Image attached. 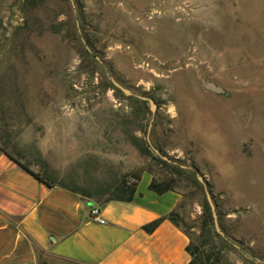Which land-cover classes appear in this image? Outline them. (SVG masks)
Here are the masks:
<instances>
[{
	"label": "rangeland",
	"instance_id": "1",
	"mask_svg": "<svg viewBox=\"0 0 264 264\" xmlns=\"http://www.w3.org/2000/svg\"><path fill=\"white\" fill-rule=\"evenodd\" d=\"M148 133L209 184L228 264H264V0H0L1 150L102 203L172 178ZM201 186L175 187L195 241Z\"/></svg>",
	"mask_w": 264,
	"mask_h": 264
},
{
	"label": "crops",
	"instance_id": "2",
	"mask_svg": "<svg viewBox=\"0 0 264 264\" xmlns=\"http://www.w3.org/2000/svg\"><path fill=\"white\" fill-rule=\"evenodd\" d=\"M149 184L132 201L98 203L47 186L0 149V264H188L190 239L168 219L181 195Z\"/></svg>",
	"mask_w": 264,
	"mask_h": 264
},
{
	"label": "trees",
	"instance_id": "3",
	"mask_svg": "<svg viewBox=\"0 0 264 264\" xmlns=\"http://www.w3.org/2000/svg\"><path fill=\"white\" fill-rule=\"evenodd\" d=\"M160 150V149H159ZM161 151V150H160ZM10 159L15 161L19 166H21L23 169L31 173L35 178H37L39 181L45 183L47 186L52 187L54 184L48 179H44L39 174L31 171L28 167L20 164L15 158H13L10 154L7 152H4ZM162 163L171 170L172 178L169 181H166L164 183H158L156 181H152L149 184V190L156 193V194H164L169 191H175V187L178 184V181L184 180L195 187L202 188L201 184L198 182L197 179H195L193 173H198V168L193 165V172L184 170L180 168L179 165L175 163H169L167 161H162ZM208 189H209V184ZM62 188H65L73 193H75L73 190L68 189L67 187L63 185H58ZM137 189H135L133 186H130L126 183H122L118 185L115 189V194L113 197H110L106 199L105 201L116 199L120 201H132L135 197ZM211 195L212 191L209 190ZM185 198V196H183ZM104 201V202H105ZM183 208V202L179 205L178 209ZM205 211L203 215V219L201 222V234L197 241L193 239L190 234H188L187 231L183 230L180 227V214L179 212L173 211L169 214L168 219L175 224L177 227H180L189 237L190 242L187 246V252L189 253L191 260L188 264H228V258L227 253L230 248H232L231 243L229 240L225 239L224 237L220 236L213 227V219L212 214L209 209V204L206 202L204 205ZM219 222L221 225V220L219 216ZM160 220H157L155 222H152L144 227V230L151 233L153 232L157 226L159 225ZM222 226V225H221Z\"/></svg>",
	"mask_w": 264,
	"mask_h": 264
},
{
	"label": "water",
	"instance_id": "4",
	"mask_svg": "<svg viewBox=\"0 0 264 264\" xmlns=\"http://www.w3.org/2000/svg\"><path fill=\"white\" fill-rule=\"evenodd\" d=\"M110 80L113 84V86L120 90L124 95L128 96V97H132V96H135L137 98H139L140 100H143V101H148L149 104H150V110H151V113L154 114L155 113V110H156V105L154 103V101L152 99H149V98H146L144 96H140V95H135L129 88H126L123 84H121L115 77H110ZM205 88L209 91H212V92H215V93H218V94H224V90L217 86L215 83L213 82H209L206 84ZM152 124V122H151ZM151 124H150V127H151ZM150 127H149V130H150ZM147 143L148 145L150 146V148L155 152V154H157L160 158H162L163 160L169 162V163H172L173 161L168 158L167 156L163 155L161 153V151L156 148L151 139H150V135L148 133V136H147ZM176 164V162H173ZM180 167L183 168V169H187L188 167L183 165V164H180ZM197 179L198 181L203 185L204 187V190H205V195H206V199H207V202L210 206V209H211V212H212V216H213V221H214V227H215V230L216 232L223 236L224 233L220 227V224H219V220H218V213H217V210H216V206H215V203L213 201V198H212V195L208 189V185H207V182L205 180V178L198 172L197 173Z\"/></svg>",
	"mask_w": 264,
	"mask_h": 264
},
{
	"label": "built area",
	"instance_id": "5",
	"mask_svg": "<svg viewBox=\"0 0 264 264\" xmlns=\"http://www.w3.org/2000/svg\"><path fill=\"white\" fill-rule=\"evenodd\" d=\"M91 213H92L93 218H94V219H97V216L99 215L100 210H99L98 208H95V209H93V210L91 211ZM99 221H100V222H103V220H99Z\"/></svg>",
	"mask_w": 264,
	"mask_h": 264
}]
</instances>
